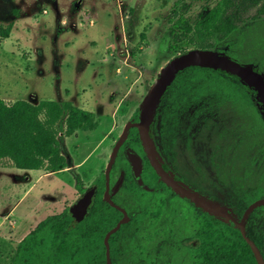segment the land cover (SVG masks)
I'll return each instance as SVG.
<instances>
[{
	"label": "rangeland",
	"instance_id": "obj_1",
	"mask_svg": "<svg viewBox=\"0 0 264 264\" xmlns=\"http://www.w3.org/2000/svg\"><path fill=\"white\" fill-rule=\"evenodd\" d=\"M217 1L0 0V27L12 24L8 37L0 35V98L69 100L93 111L96 121L64 138L70 166L63 170L21 169L0 159V264H9L16 239L73 204L77 184L83 189L102 175L125 124L164 65L181 53L170 48L173 23L179 17L193 23ZM63 17L68 23L61 24ZM214 50L264 70V19L231 32ZM249 111L224 103L207 134L231 150L240 181L264 183V117ZM263 195L264 189L251 199ZM254 221L264 233V205L254 211Z\"/></svg>",
	"mask_w": 264,
	"mask_h": 264
},
{
	"label": "flooded vegetation",
	"instance_id": "obj_2",
	"mask_svg": "<svg viewBox=\"0 0 264 264\" xmlns=\"http://www.w3.org/2000/svg\"><path fill=\"white\" fill-rule=\"evenodd\" d=\"M249 64L264 74L257 63ZM209 77L205 73L203 84L194 82L197 86L190 87L179 81L170 89L175 79L171 82L153 115L149 139L158 159L180 183L219 202L239 221L252 202L264 198L263 195L251 199L256 191L264 189V183L239 180L236 159L230 158L228 146L214 143L213 136L207 134L208 122L220 116L224 103H231L233 108L242 105L251 114L258 110L263 117L264 110L256 90L239 78L240 81L226 80L224 90L220 88V81L208 80ZM137 114L130 121L138 120L139 111ZM132 128L137 129L139 136L137 127L129 129L109 178L104 171L87 187L82 189L80 184V189L77 188L79 196L72 205L83 195L89 198V205L75 226L70 224L73 214L69 206L72 205L63 210L67 226L76 228L72 235L78 239L70 240L68 249H60V260L75 264H203V212H208L160 178L140 136L137 143H129ZM130 153L138 157L136 167L129 158ZM239 200L246 204L241 215L237 212ZM263 205L249 213L245 232L249 223L264 236L254 221V211ZM121 220L119 227L107 237ZM223 220L240 228L235 221ZM257 249L264 259V248Z\"/></svg>",
	"mask_w": 264,
	"mask_h": 264
},
{
	"label": "trees",
	"instance_id": "obj_3",
	"mask_svg": "<svg viewBox=\"0 0 264 264\" xmlns=\"http://www.w3.org/2000/svg\"><path fill=\"white\" fill-rule=\"evenodd\" d=\"M261 19H264V0H218L193 23L177 18L171 29L170 48L177 53L187 51V46L215 51L216 44L224 41L231 32ZM11 30V23L0 27V35L8 37ZM140 38L141 44L147 45L142 43L143 32ZM219 71L206 65L188 67L177 75L170 89L179 81L188 87L203 84L205 73L210 74L208 80L220 81V88L224 90L226 80L240 81L236 76ZM215 73L220 76L216 77ZM94 117L93 111L69 100L40 99L33 103L17 99L7 103L0 98V159L8 158L21 169L43 168L52 172L68 168L70 164L62 145L64 138L79 128L95 125ZM128 141L131 144L139 141L136 128L131 129ZM76 186L80 187V184ZM238 202L237 212L241 215L246 204L243 200ZM65 214L66 211L50 214L39 221L16 242L9 264H75L62 262L59 258L62 255L60 249H68V242L78 239L72 235L76 228L67 226ZM246 232L256 247L264 248L262 233L249 223ZM262 254L264 256L263 251ZM203 264H259V261L240 228L203 212Z\"/></svg>",
	"mask_w": 264,
	"mask_h": 264
},
{
	"label": "water",
	"instance_id": "obj_4",
	"mask_svg": "<svg viewBox=\"0 0 264 264\" xmlns=\"http://www.w3.org/2000/svg\"><path fill=\"white\" fill-rule=\"evenodd\" d=\"M212 66L214 68L223 70L226 73L233 74L237 76L241 81L247 84L250 88L256 90V96L258 101L264 110V74L254 68V65L249 63H241L240 61L227 55L225 52H217L213 50L204 49H190L185 52L179 53L173 58H171L161 69L159 76L153 83L150 91L145 96L139 108V119L136 121H128L122 133L120 134L117 142L114 144L113 149L110 153V157L105 170V175L107 179L109 178V172L114 163L118 149L127 137L128 131L131 127H137L139 131V136L143 144L144 150L147 153L149 159L153 163L157 173L160 178L163 179L175 192L180 193L187 198L191 199L194 203L200 206L204 211L211 213L216 217H220L225 220H231L238 223L241 228L242 235L245 237L247 242L252 246L255 255L259 261V264H264L261 254L257 247L253 244L252 240L246 236L244 229L245 221L249 213L258 205L264 204V198L258 199L252 202L245 210L242 219L237 221V219L231 214V212L221 205L219 202L212 200L204 195L191 190L187 186L180 183L162 164V162L156 156L149 139L151 123L153 115L156 112L158 103L165 93L168 86L175 79L176 75L192 66ZM130 160L136 167L138 164V157L136 154H129ZM108 183V180H107ZM120 181L116 184L115 188L118 186ZM107 199L111 204L115 203L107 195ZM89 205V198L86 195L81 196L74 205L70 207L73 214V219L71 220V226H75L79 220L84 216ZM119 223L107 234L108 235L116 230ZM106 237V238H107Z\"/></svg>",
	"mask_w": 264,
	"mask_h": 264
},
{
	"label": "crops",
	"instance_id": "obj_5",
	"mask_svg": "<svg viewBox=\"0 0 264 264\" xmlns=\"http://www.w3.org/2000/svg\"><path fill=\"white\" fill-rule=\"evenodd\" d=\"M67 21V22H66ZM65 23H68V20L65 18V17H63V18H61V24H65ZM76 24H75V20H73L72 21V26L74 27ZM48 171H45V173H47ZM53 172V171H52ZM20 200L19 201H17V202H15V203H13V205L11 206V208H9V210H8V212H6L5 213V215H4V217L6 218L7 217V215L8 214H12V213H15V210H17V208H18V206L20 205ZM25 215V214H24ZM23 216V215H22ZM23 218V220L25 219L24 218V216L22 217ZM15 220V219H14ZM16 222H21V220H19V221H17V220H15ZM27 234V233H26ZM25 234V235H26ZM24 235V236H25ZM23 236V237H24ZM23 237H21V239L23 238ZM17 241H19L20 239H16Z\"/></svg>",
	"mask_w": 264,
	"mask_h": 264
}]
</instances>
